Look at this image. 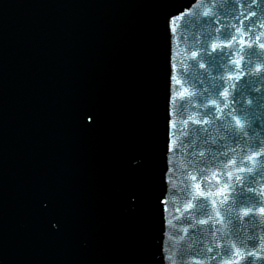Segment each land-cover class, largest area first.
<instances>
[{
	"label": "water",
	"instance_id": "obj_1",
	"mask_svg": "<svg viewBox=\"0 0 264 264\" xmlns=\"http://www.w3.org/2000/svg\"><path fill=\"white\" fill-rule=\"evenodd\" d=\"M189 3L0 0V264H181V256L183 264H224L229 257L217 244L240 247L248 236H264V216H243L239 188L227 202L213 197L217 204L207 203L209 215L198 204L189 209L195 203L188 198L195 192L191 176L214 149L212 139L226 130L211 117L207 125L183 123L186 115L200 118L202 101L217 99L213 88L228 75L230 62L217 67L211 56L229 50L211 48L223 42L217 28L229 22L241 27L233 8L242 10L239 19L257 14L256 23L245 19L243 31L234 32L253 44L233 46L252 74L239 81L237 107L264 113V72L255 67L264 65V50L256 46L264 43V0L243 7L245 0H197L191 15L176 20L170 40L165 18L178 8L187 12ZM217 9L227 13L219 16L221 23L207 22L203 13ZM169 58L176 76L174 139L181 150L172 156L167 198L173 224L165 236L158 197L166 189ZM248 79L262 91L251 92ZM185 89L189 95L182 99ZM252 96L262 99L248 105ZM88 114L94 124H86ZM256 126L264 129V117ZM236 223L238 235L229 236Z\"/></svg>",
	"mask_w": 264,
	"mask_h": 264
},
{
	"label": "snow or ice",
	"instance_id": "obj_2",
	"mask_svg": "<svg viewBox=\"0 0 264 264\" xmlns=\"http://www.w3.org/2000/svg\"><path fill=\"white\" fill-rule=\"evenodd\" d=\"M211 4L213 0H206ZM233 5L235 0H232ZM251 3V0H245L243 6H247ZM197 4V0H190L187 5L188 11L184 8H178L175 12L170 13L165 18V31L169 35V39L174 34V26L176 20L180 18L183 20L186 15H191L192 6ZM258 7L259 4H256ZM233 11H239V15L236 19L239 20L240 28L235 25L225 23L223 28H217V32H221L223 36L222 43H213L212 52L215 53L219 50L220 53H224L227 48L228 54L217 56H211V59L215 66L223 67L225 59H227L231 68L229 69L227 77L221 75L219 81L215 84L213 91L217 99H211L209 104L208 99L202 101L203 110L200 111V118H194L191 115L183 117V123L185 125L193 123L197 126L207 125L209 123L208 117L222 121L221 127L226 130V134L220 138H213L211 144L214 145V149L210 146L209 151L211 154L200 162V166L196 169L198 175H192L191 180L194 183L195 192L188 195L190 201L195 203L189 204V209L196 207L197 204L200 208L204 209L203 214L209 215L206 205L211 202L212 205H216V199L213 197H219L221 202H227L232 199L233 192L236 188L241 189L244 193L240 197V204L243 207V216L256 220L260 216H264V129L256 126V121L264 117V113L261 116H256L254 112H249V109L244 106L237 107L238 98L236 94V88L239 85V81L245 79V77L251 76V73L244 71V60L241 56V52L234 51V44L238 43L241 50L247 45L248 49L253 48V44L250 41H246L243 38L238 39L235 33L243 31V25L245 19L250 17H244L239 19L240 15H243L242 10L233 8ZM222 13L220 9L215 10L213 13L205 11L203 16L207 22L219 25L221 20L219 16ZM257 14L255 11L251 12V17H255ZM215 17V18H213ZM264 27V25H261ZM251 29L249 28V31ZM249 32H244V35H248ZM255 39L260 41V36H256ZM260 50H264V43H258L256 45ZM253 53L248 52L251 56ZM199 53L193 52L192 56L195 58ZM240 57V58H237ZM249 65H252V61H248ZM170 70L167 79V94H166V106H165V135H164V159L166 167L162 173V182L166 185L165 193L158 197V204L161 211V224L164 230V235L167 236V230L173 221L168 218V204L167 192L171 191V173L173 169L172 156L180 152V147L177 146V141L174 136L177 131V122L174 119L176 113L173 110V104L175 103V97L173 96L172 81L176 80L174 74L175 65L171 64V58H169ZM204 67V65H201ZM257 73L264 72V65L257 63L255 65ZM264 79V77H262ZM177 85L182 84V81L177 80ZM248 86L253 93L261 92V87H258L256 81L248 79ZM180 97L183 99L189 95L188 90L185 89L181 92ZM210 99V98H209ZM262 97L252 96L247 99V104L251 105L253 100L260 101ZM259 106V105H258ZM197 110H200V105H196ZM249 115L252 119H249ZM86 124L91 125L95 123L94 114H88L85 120ZM254 133V135H253ZM259 137V141L256 142V138ZM191 143V141H189ZM183 142H181L182 146ZM239 152V159H237V153ZM200 157L205 156L204 151L199 152ZM142 161L137 160L136 164L139 165ZM221 165L223 167H221ZM225 168H232L236 175H233V171L225 172ZM215 169V171H212ZM246 190V191H245ZM251 195H248V194ZM136 197H131L133 204L136 203ZM180 210L174 209L173 216ZM219 217L217 223H223L224 218L220 212L216 213ZM237 222L240 217L234 218ZM233 222V218L229 217V223ZM201 223H207V221H201ZM59 227V225H55ZM240 229L239 224H234V231L229 233V236L238 235ZM216 247L221 249V255L229 257L224 261V264H264V236L251 235L246 237L241 246L238 247L236 243L229 242L228 245L223 243L217 244ZM208 251H212L209 249ZM163 258L168 261L171 258L163 255ZM214 258V257H213ZM251 258V259H249ZM181 264L185 260V257H180ZM198 264V261H197Z\"/></svg>",
	"mask_w": 264,
	"mask_h": 264
}]
</instances>
